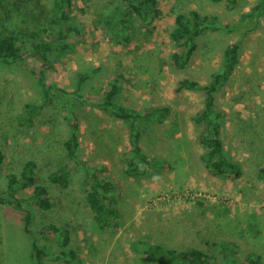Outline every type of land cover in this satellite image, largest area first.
I'll list each match as a JSON object with an SVG mask.
<instances>
[{
  "label": "rangeland",
  "instance_id": "374dc122",
  "mask_svg": "<svg viewBox=\"0 0 264 264\" xmlns=\"http://www.w3.org/2000/svg\"><path fill=\"white\" fill-rule=\"evenodd\" d=\"M56 1L6 0L0 8V37L50 25L58 16ZM156 1L159 17L149 28L135 23L125 43L101 22L112 10L104 2L117 4L116 0H70L66 13L81 24V37H70V49L48 56L44 63L47 86L73 93L79 74L85 73L88 79L78 92L85 97L101 96L107 83L116 80L117 104L141 113L169 108L166 118L143 128L140 137L144 153L157 160L155 167L131 177L122 159L131 152L128 127L69 97L68 105L83 125L79 158L91 166L101 165L94 163L100 159L110 164L111 172L104 176L115 185L116 207L122 216L116 229L94 225L81 189L80 168L66 189L47 181L48 173L67 161L63 142L69 128L62 116L64 99L53 90L32 125L23 120L25 104L44 102L31 74L39 72L41 63L28 59V71L20 65L0 64V150L4 154L0 190L6 188L9 174L18 175L23 163L33 160L52 201L48 211L30 203H22L20 209L0 204V264H32L33 241L47 250V264H153L150 257L133 252V245L141 240L182 251L199 249L212 264H242L246 257L264 264V180L258 177V168L264 165V20L259 18L260 24L250 31L245 29L248 26L231 32L205 31L184 70L169 66L170 55L178 51L169 37L177 13L195 10L218 17L222 24L239 25L240 15L261 0H235L231 8L226 0ZM229 43L238 45V63L217 89L214 106L224 112L220 135L227 155L241 167L237 180L214 176L206 169L205 149L197 137L201 127L191 121L203 107V93L175 91L183 78L208 84L211 75L221 70ZM29 194L27 190L15 198ZM25 212L31 215L29 236L22 231ZM51 223L68 229V248L76 260L56 258L59 242L40 233ZM225 246L234 253L230 251L228 260L222 255Z\"/></svg>",
  "mask_w": 264,
  "mask_h": 264
},
{
  "label": "trees",
  "instance_id": "16d2710c",
  "mask_svg": "<svg viewBox=\"0 0 264 264\" xmlns=\"http://www.w3.org/2000/svg\"><path fill=\"white\" fill-rule=\"evenodd\" d=\"M85 1V0H83ZM117 4L104 2L112 7L111 12L101 17V22L108 32L120 37L123 42H128L135 23L143 28L150 25L159 17V9L156 0H116ZM218 3L222 0H211ZM229 8L235 6V0H226ZM6 0H0V8L4 7ZM70 0H57L55 3L58 16L48 26H41L38 29L28 31L24 35H2L0 37V64L20 65L23 70L28 71L27 60L34 58L41 63L38 73L32 71L43 96V104L27 103L23 110V120L26 124L32 125L33 119L39 113L41 106L51 90L55 91L64 99L62 116L68 124V135L63 142L67 161L59 166L56 171L47 175L50 185L66 189L71 183V177L77 168L82 171L81 189L87 207L92 213L94 225L101 230L116 229L122 223V216L116 207L119 194L114 183L104 176L107 167L103 164L91 166L79 158L80 150V121L75 115L72 107L68 105L69 97L81 104L98 109L100 112L109 115L114 120L122 121L129 130V141L131 152L122 157L124 160V171L131 177L141 175L146 169L154 168L157 160L148 157L140 146V137L143 128L151 123L161 122L169 113V108L151 109L149 112L141 113L116 103V96L120 90L116 80L109 81L99 97H85L78 93L83 83L88 79L87 74H79L76 91L68 93L55 86H47L45 78V62L48 56L68 51L71 45L68 42L70 37H81L80 23L70 20L66 13V5ZM259 18L264 20V0L259 1L249 12L240 15L239 25L222 24L216 16H202L195 10L185 13H177L174 17V25L169 34L171 41L178 51L170 55L169 66L172 70H184L197 49V40L205 31H228L236 28H244L250 31L257 27ZM254 23L252 27H249ZM53 33V29H55ZM238 63V45L229 43L223 52V63L221 70L211 75L210 81L202 85L197 81L187 78L178 80L176 92L182 90L200 91L204 95L203 107L200 112L191 117V121L201 127L197 133L200 144L204 147V161L206 169L214 176L223 177L229 180H237L242 175L241 167L232 161L227 155L220 135L221 119L224 112L214 106L215 93L219 86L225 82ZM4 161V154L0 150V166ZM37 166L33 160L23 163L20 173L7 176L6 188L0 190V204L15 206L20 209L22 203H30L40 210L48 211L52 207V201L48 189L40 184L39 176L36 173ZM258 177L264 180V165L258 168ZM30 190V194L22 199H16L15 195ZM12 199V200H11ZM31 215L25 212L23 215L22 231L29 236V225ZM40 233L52 241L60 244V251L57 259L66 258L68 261L76 260L75 253L68 248L70 235L67 228L55 224H47L40 229ZM136 254H143L150 257L153 264H212L209 256L195 248L189 250H176L159 243H151L145 240L136 242L132 248ZM229 251V252H227ZM230 249L223 247L224 259H229ZM231 254H234L231 251ZM32 264H47L49 260L47 250L38 245L35 241L31 243ZM232 262V261H231ZM242 264H257L251 257H246Z\"/></svg>",
  "mask_w": 264,
  "mask_h": 264
},
{
  "label": "crops",
  "instance_id": "0c3cea01",
  "mask_svg": "<svg viewBox=\"0 0 264 264\" xmlns=\"http://www.w3.org/2000/svg\"><path fill=\"white\" fill-rule=\"evenodd\" d=\"M79 120H80V123H81L80 128L83 129L82 120H81V119H79ZM88 158H90V156H88ZM94 163H99V164L101 163V164L105 165V166L107 167L108 172H109V173L111 172V167L109 166L110 164H109L108 161L103 160V159H100V160H98V161H96V162H94ZM118 169H119V166L116 165V169H114L115 172H118ZM116 176H117V174L115 173V177H116ZM120 179H121V178H120ZM124 220H125V219H123V221H124Z\"/></svg>",
  "mask_w": 264,
  "mask_h": 264
},
{
  "label": "built area",
  "instance_id": "2783aa9c",
  "mask_svg": "<svg viewBox=\"0 0 264 264\" xmlns=\"http://www.w3.org/2000/svg\"><path fill=\"white\" fill-rule=\"evenodd\" d=\"M188 196H189L190 198H194L193 196H190V195H185V197H188Z\"/></svg>",
  "mask_w": 264,
  "mask_h": 264
}]
</instances>
